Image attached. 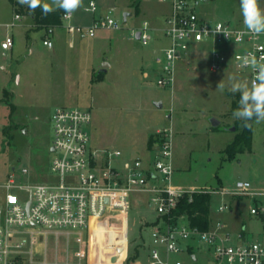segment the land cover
<instances>
[{
  "label": "rangeland",
  "instance_id": "obj_1",
  "mask_svg": "<svg viewBox=\"0 0 264 264\" xmlns=\"http://www.w3.org/2000/svg\"><path fill=\"white\" fill-rule=\"evenodd\" d=\"M91 1L97 6L94 12L85 9ZM42 3L51 4V0ZM260 6L264 8V0ZM169 11L170 0H141L138 12L134 0H83L70 19L62 18V26L47 29L36 27L26 5L0 0V184L11 171L25 183L48 178L54 156L51 117L58 107L91 112L89 148L119 150L121 155L111 161L118 168L136 157L146 158L150 135L171 129L175 185L218 190L233 187L238 180H264V122H254L251 151L232 157L225 152L236 134L229 88L232 78L246 81L241 74L232 70L214 73L207 51H190L192 63L179 64L174 88L157 85L154 58L167 44L159 29ZM202 11L213 20L243 21L240 0H207ZM16 13L21 18L8 27ZM94 13H110L122 28H99L94 36L88 35ZM144 20L153 29L148 43L133 34ZM69 25L76 28L71 30ZM7 35L13 36L14 46L4 50L1 41ZM47 36L52 47L43 44ZM106 64L108 71L93 80ZM221 81L223 91L217 88ZM6 89L8 97L4 96ZM212 119L220 124L214 126ZM24 167L29 174H21ZM211 195L212 219L226 223L235 241L240 240L239 234L243 240L264 241V213L250 212L252 206L264 205V196ZM3 199L0 187V203ZM221 204L230 208L218 212ZM158 223H162L160 215L148 195L133 193L125 221L109 218L94 225L96 244L89 248V264H123L133 254L148 264L152 232ZM119 247L124 248L123 258L113 263ZM195 253L197 260L190 252L171 254V258L184 264H211L203 247Z\"/></svg>",
  "mask_w": 264,
  "mask_h": 264
},
{
  "label": "built area",
  "instance_id": "obj_2",
  "mask_svg": "<svg viewBox=\"0 0 264 264\" xmlns=\"http://www.w3.org/2000/svg\"><path fill=\"white\" fill-rule=\"evenodd\" d=\"M205 1L170 0L165 25L159 29L167 44L154 59L157 85L174 88L179 64L192 63L190 51H207L209 68L214 73L232 70L249 83L254 78L255 72L243 65V57L264 56V33L252 35L244 28L243 21L213 20L205 16L202 11ZM85 9L96 11V3L91 1ZM72 16L73 13L63 14L68 19ZM20 18L21 14L16 13L7 26L14 27ZM99 28L120 30L122 24L108 13L94 18L86 29L87 34L94 36ZM138 32L144 43L152 39L153 29L147 20L133 30L134 36ZM43 44L53 46L50 39H44ZM13 46L12 35L1 41L4 50ZM91 120L88 110L56 108L51 117L54 156L48 178L25 183L18 181L15 171H11L0 184L4 190L0 203V264H89V248L96 244L94 225L109 218L125 221L131 195L136 192L148 195L160 218L171 214L182 196L194 192L254 199L264 196V185L257 186L250 180H238L233 187L218 190L175 185L171 129L158 131L162 139L156 143L150 162L136 157L118 168L111 161L121 155L119 150L89 148L87 127ZM29 173L27 167L21 170L22 175ZM229 208L221 204L217 211ZM250 212L262 214L264 205L252 206ZM238 238L234 240L221 219L212 222L206 230L187 221L177 224L162 221L152 232L148 264H184L171 258V254L183 252L194 253L193 259L197 260L195 251L202 247L211 264H264V241L243 240V234ZM51 249L53 255L49 253ZM135 264L142 263L136 259Z\"/></svg>",
  "mask_w": 264,
  "mask_h": 264
},
{
  "label": "clouds",
  "instance_id": "obj_3",
  "mask_svg": "<svg viewBox=\"0 0 264 264\" xmlns=\"http://www.w3.org/2000/svg\"><path fill=\"white\" fill-rule=\"evenodd\" d=\"M21 5H26L30 12L41 8L43 14L63 10L65 14L74 13L83 6V0H51V4L42 3V0H17ZM180 7V5H176ZM240 11L243 18V26L247 32L254 36L264 33V8L260 6V0H240ZM243 65L250 67L255 76L251 83L233 79L229 91L239 93V106L233 111L235 119L241 120L242 126L251 128L252 121L259 124L264 122V56L257 59L249 54L243 57ZM217 88L224 90L225 85L221 81Z\"/></svg>",
  "mask_w": 264,
  "mask_h": 264
},
{
  "label": "trees",
  "instance_id": "obj_4",
  "mask_svg": "<svg viewBox=\"0 0 264 264\" xmlns=\"http://www.w3.org/2000/svg\"><path fill=\"white\" fill-rule=\"evenodd\" d=\"M13 1V0H12ZM141 0H134V7L136 11H139V4ZM65 12L63 10L54 11L47 16H45L41 8H37L35 12H32L31 15L34 19L35 25L37 28H47L52 29L54 27L62 26V18ZM104 73L103 69H100L94 76L93 80H99L102 78ZM9 91L6 89L4 91V96L8 97ZM233 97L230 113L232 114L239 106V93L233 94L230 93ZM12 110H14V105L11 103ZM254 122L251 123V128H245L242 126V121L235 119L233 126L235 127V138L234 140L226 147L225 152L229 157L234 156L236 153L251 151L253 147V128ZM4 132H7V127L3 129ZM162 139L161 135L153 133L149 137L148 144L150 148L154 146L155 143L159 142ZM153 148V147H152ZM211 204H212V195L208 192H194L192 194H185L182 196L177 204V207L169 215H164L162 221L166 224H177L182 218H185L186 221L191 226H197L201 230L208 229L213 219L211 217ZM192 258L193 254L192 253ZM139 255H130L126 258V261L123 264H128L130 261H134L138 258ZM197 257V256H196Z\"/></svg>",
  "mask_w": 264,
  "mask_h": 264
},
{
  "label": "crops",
  "instance_id": "obj_5",
  "mask_svg": "<svg viewBox=\"0 0 264 264\" xmlns=\"http://www.w3.org/2000/svg\"><path fill=\"white\" fill-rule=\"evenodd\" d=\"M169 13V12H168ZM100 16L101 15H103V14H99ZM98 16V15H97ZM96 16V13H94L93 14V16H92V20L91 21H93L94 20V18H96L97 17ZM99 17V16H98ZM33 18V17H32ZM34 20V19H33ZM81 28V27H80ZM50 32L52 31V30H49ZM161 35V34H160ZM164 37L161 35V39H163ZM45 39H50L51 40V38L49 37V36H47ZM156 39H158V38H156ZM167 43V42H166ZM155 59V58H154ZM149 65H151V64H149ZM102 69V68H101ZM108 70H105L104 72H107ZM159 130H157L156 132H158ZM149 141V140H148ZM155 146H156V143L154 144V146H153V148H147V152H148V155H147V157L146 158H143L144 159V161L145 162H150V159H152V157H153V153H154V148H155ZM255 185H257V186H262V185H264V180H256V181H254L253 182ZM231 211H233V209L231 210ZM181 222H186V219L185 218H182L181 220H180ZM215 220L213 219V222H214ZM193 257H195V256H193Z\"/></svg>",
  "mask_w": 264,
  "mask_h": 264
},
{
  "label": "water",
  "instance_id": "obj_6",
  "mask_svg": "<svg viewBox=\"0 0 264 264\" xmlns=\"http://www.w3.org/2000/svg\"><path fill=\"white\" fill-rule=\"evenodd\" d=\"M206 1H207V0H206ZM128 15H129V14H127V13L124 15V20H125V21H126ZM136 38H137V39L140 38V32H138V33L136 34ZM107 66H108L107 64L104 65V66L102 67V69H103L104 71L107 70ZM212 124H213L214 126H217V125L220 124V122H219L217 119H212ZM232 130L235 131V127H234V126L232 127ZM51 150H53V148H51ZM123 254H124V248H123V247H119V248L117 249V251H116V255L112 257L111 261H112L113 263H118L119 261L122 260V258H123ZM194 258H195V257H194Z\"/></svg>",
  "mask_w": 264,
  "mask_h": 264
}]
</instances>
